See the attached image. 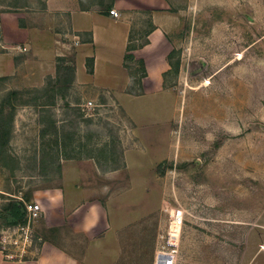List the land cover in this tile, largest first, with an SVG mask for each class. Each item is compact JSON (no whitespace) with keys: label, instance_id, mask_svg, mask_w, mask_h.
<instances>
[{"label":"rangeland","instance_id":"374dc122","mask_svg":"<svg viewBox=\"0 0 264 264\" xmlns=\"http://www.w3.org/2000/svg\"><path fill=\"white\" fill-rule=\"evenodd\" d=\"M112 1L67 3L108 14ZM54 2L0 0V104L13 93L15 105L0 154V221L16 224L24 203L83 183L99 198L119 194L140 208L121 264H242L245 235L264 223V0H170L179 22L170 33L172 70L161 96L132 103L143 111L138 119L123 100L142 94L141 78L117 91L99 85L93 57L81 63L89 35L77 38L69 12L58 9L63 0ZM131 15L120 20L144 37L151 12ZM125 67L139 70L129 60ZM127 150L151 160L145 178L131 176ZM178 210L180 236L168 242Z\"/></svg>","mask_w":264,"mask_h":264},{"label":"crops","instance_id":"0c3cea01","mask_svg":"<svg viewBox=\"0 0 264 264\" xmlns=\"http://www.w3.org/2000/svg\"><path fill=\"white\" fill-rule=\"evenodd\" d=\"M169 3L170 0H113L108 14L79 9L72 2L69 7L67 0H63L58 7L69 12L70 28L77 38L83 33L89 35L90 40L83 42L89 49L83 58L81 56V63L84 64L85 58L93 57V75L99 85L108 83L104 86L117 91L131 79L141 78L142 94L134 97L135 100L126 94L123 100L126 113L134 119L139 118L136 113L142 114L143 111L136 112L132 103L145 106L150 97L161 96L156 91L163 87L172 70L174 44L170 33L178 28L179 22L178 16L167 10ZM50 4L56 5L54 0H48V6ZM112 9H115L118 17L110 15ZM145 11L151 12L149 21L152 28L144 37V33H135L131 29L130 21L120 20L121 17L127 18V15ZM132 41L136 43L135 47L131 46ZM129 54L133 56L132 60L126 59L125 56ZM127 60L139 70L143 67V72L127 69ZM102 67H106L107 71L104 77H100ZM124 158L131 176L145 178V174L150 173L146 168L151 165H146V162L151 160L146 153L136 154L133 150H127ZM82 173L77 174L83 176ZM66 184L50 188L43 194L40 204L43 215L38 220L37 232L44 244L39 254L29 259L8 261L0 253V264H121L123 236L130 235L129 225L140 217V208L125 205L119 194L111 193L99 198L83 183ZM262 226L264 223L258 222L259 228L245 235L247 249L242 252V264H264Z\"/></svg>","mask_w":264,"mask_h":264},{"label":"built area","instance_id":"2783aa9c","mask_svg":"<svg viewBox=\"0 0 264 264\" xmlns=\"http://www.w3.org/2000/svg\"><path fill=\"white\" fill-rule=\"evenodd\" d=\"M110 15L117 17L115 9L110 10ZM94 106L91 101L86 105L87 108ZM172 215L174 220L179 219L175 227H172L174 220L170 224L168 231V242L171 235L180 236L181 226L183 224V213L181 210L176 211ZM43 215V209L38 202L32 201L24 203V216L21 221L16 224H5L0 221V253L8 261L24 260L32 251H35L37 256L41 251L36 247L44 244L43 238L35 229V222Z\"/></svg>","mask_w":264,"mask_h":264},{"label":"trees","instance_id":"16d2710c","mask_svg":"<svg viewBox=\"0 0 264 264\" xmlns=\"http://www.w3.org/2000/svg\"><path fill=\"white\" fill-rule=\"evenodd\" d=\"M142 43H145V40L143 39ZM126 59H133L132 55H126L125 56ZM13 93H9L7 98L4 99L1 104H0V154L3 151V149L5 150V148H7L8 143H9V137L12 131V121H13V110L15 105L11 104V97H12ZM19 205H12L11 206V210H12V214L17 217L19 214ZM22 206V205H20ZM24 216V213L22 215V218ZM3 223L7 224L5 220Z\"/></svg>","mask_w":264,"mask_h":264},{"label":"bare ground","instance_id":"6f19581e","mask_svg":"<svg viewBox=\"0 0 264 264\" xmlns=\"http://www.w3.org/2000/svg\"><path fill=\"white\" fill-rule=\"evenodd\" d=\"M150 80V79H149Z\"/></svg>","mask_w":264,"mask_h":264}]
</instances>
